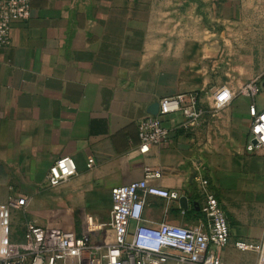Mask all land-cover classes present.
Returning <instances> with one entry per match:
<instances>
[{
	"label": "crops",
	"instance_id": "crops-1",
	"mask_svg": "<svg viewBox=\"0 0 264 264\" xmlns=\"http://www.w3.org/2000/svg\"><path fill=\"white\" fill-rule=\"evenodd\" d=\"M27 1L29 20L12 23L10 46L0 47V205L31 198L38 226L36 214L63 199L78 207L77 219H99L110 191L141 180L145 168L162 171L151 185L195 202L207 185L219 190L236 149L247 163L237 174L247 211L230 234L258 239L264 213L253 194L264 190L263 157L245 151L249 106H257L240 91L264 68V0ZM190 94L214 117L189 131L178 129V115L163 117L170 141L139 154L138 123L157 115L161 100ZM61 157L77 175L50 188L45 177ZM170 212L164 218L163 201L151 198L143 217L149 227L195 221Z\"/></svg>",
	"mask_w": 264,
	"mask_h": 264
},
{
	"label": "built area",
	"instance_id": "built-area-1",
	"mask_svg": "<svg viewBox=\"0 0 264 264\" xmlns=\"http://www.w3.org/2000/svg\"><path fill=\"white\" fill-rule=\"evenodd\" d=\"M27 0H0V47L11 44L10 26L30 18ZM255 82L244 85L240 94L254 98ZM254 121L250 126L245 151L264 158V122L262 113L249 106ZM214 117V109H203L197 96L190 94L166 98L159 102L156 116H148L137 125L138 153L146 155L151 148L170 141V130L162 119L178 115V129L189 131L205 114ZM252 141L255 144H252ZM93 160H88L87 168ZM77 175L71 158H58L45 177L50 188H56ZM163 176L159 169L145 168L142 179L110 191L111 209L106 224L92 216L84 220V233L78 235L56 226L41 227L32 222L24 225L22 235L14 239L12 217L25 213L31 198L10 196L0 205V264H223L220 253L232 240L226 215L215 197L205 190L200 193L199 218L187 227L172 225L165 220L147 226L143 212L151 198L163 201L164 218L178 208L181 195L151 185ZM184 215L185 213H182ZM233 249L252 253L255 264H264V228L256 240H233Z\"/></svg>",
	"mask_w": 264,
	"mask_h": 264
},
{
	"label": "rangeland",
	"instance_id": "rangeland-1",
	"mask_svg": "<svg viewBox=\"0 0 264 264\" xmlns=\"http://www.w3.org/2000/svg\"><path fill=\"white\" fill-rule=\"evenodd\" d=\"M264 71V68H263ZM262 71V72H263ZM258 73L257 71L255 74H252L250 82H256L258 92L254 96L253 99H255L256 106H257V113H262L264 111V80L259 82L257 84V81L261 79V73ZM249 83V82H248ZM246 83V84H248ZM243 83V85H246ZM250 115V113H249ZM254 121L253 117L250 118L249 127L251 126L252 122ZM236 149H232V154L229 161L222 164L223 171H224V177L221 180H217L218 183L221 182L219 190H213L215 189L213 184L210 186H206V192L213 195L216 198H219V204L221 205L228 223L229 227L231 228H238L243 221H240V218L243 213L247 211L246 206L241 202L240 197H238V194L244 190H239L237 187L238 181L240 179L238 178L237 174L240 171H244L247 169L246 165L247 163L242 161L241 159H238V157L235 156ZM259 169L264 171V158H259ZM243 180V179H242ZM264 189V188H263ZM202 191V190H201ZM255 194H253V199H257L258 203L261 202L257 207H253L255 210H259L258 212L264 213V190H258L254 191ZM201 193V192H200ZM236 195L237 197L232 200L233 196ZM196 198L200 199V194L197 195ZM99 202L102 204L104 203V198H97ZM255 202V201H254ZM110 201L107 202L106 206L104 207V211L97 213L96 216L99 217V219L95 218L94 215H92L89 212H84L82 214V219H77V206L72 204L71 201L68 200H55L53 202H49V206H47V211L41 212L39 214H36V217L39 219H42V224L39 226H56L62 230L66 231H72L78 235H82L84 233V220L86 216H92L94 220L101 224H106L107 220L105 222H102V218L109 217V211H110ZM103 207V205H102ZM103 209V208H102ZM170 214H173L174 216L178 218H182V214L173 211L170 212ZM34 215V212L30 213V209L26 213H16L12 217L11 222V232L14 236V239H19L22 235L24 225L27 222H32L38 225L32 217ZM101 218V219H100ZM185 218V216H184ZM191 218L186 217L185 223L188 225L190 223ZM221 260L224 264H255V256L252 253H241L237 252L233 249V239L230 241V244L228 247L223 249L220 253Z\"/></svg>",
	"mask_w": 264,
	"mask_h": 264
},
{
	"label": "water",
	"instance_id": "water-1",
	"mask_svg": "<svg viewBox=\"0 0 264 264\" xmlns=\"http://www.w3.org/2000/svg\"><path fill=\"white\" fill-rule=\"evenodd\" d=\"M152 116H156V114ZM252 144H255V142L252 141ZM178 208L182 213H187L190 210H193L196 213L199 212V204L197 202H189V200L185 196H181V198L179 199Z\"/></svg>",
	"mask_w": 264,
	"mask_h": 264
},
{
	"label": "trees",
	"instance_id": "trees-1",
	"mask_svg": "<svg viewBox=\"0 0 264 264\" xmlns=\"http://www.w3.org/2000/svg\"><path fill=\"white\" fill-rule=\"evenodd\" d=\"M198 200H199V198H196L194 201L198 203L199 202ZM190 202H192V201H190ZM172 211H174V210H172ZM176 211H179V210H176ZM184 216L185 217H190L191 219H195L196 220V219L199 218V213H196L193 210H190L187 213H185Z\"/></svg>",
	"mask_w": 264,
	"mask_h": 264
},
{
	"label": "bare ground",
	"instance_id": "bare-ground-1",
	"mask_svg": "<svg viewBox=\"0 0 264 264\" xmlns=\"http://www.w3.org/2000/svg\"><path fill=\"white\" fill-rule=\"evenodd\" d=\"M261 120H262V122H264V116H263V118Z\"/></svg>",
	"mask_w": 264,
	"mask_h": 264
}]
</instances>
